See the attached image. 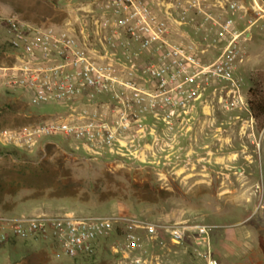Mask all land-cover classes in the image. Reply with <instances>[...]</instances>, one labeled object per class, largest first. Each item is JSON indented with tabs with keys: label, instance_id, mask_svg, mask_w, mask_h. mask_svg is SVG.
<instances>
[{
	"label": "built area",
	"instance_id": "built-area-1",
	"mask_svg": "<svg viewBox=\"0 0 264 264\" xmlns=\"http://www.w3.org/2000/svg\"><path fill=\"white\" fill-rule=\"evenodd\" d=\"M157 12L147 0H81L62 24H37L0 12L11 62L0 66V89L17 93L30 106L57 104L63 113L40 125L4 132L18 146L33 147L40 138L60 136L93 161L119 163L159 126L174 129L211 87L224 84L231 106L243 102L234 75L239 41L249 27L264 20V0L246 7L222 5L215 16L209 0H174ZM180 8L178 18L170 10ZM254 14L244 29L236 13ZM192 12L191 45L172 43L171 26L180 27ZM201 18L195 21V16ZM219 50L212 61L200 54ZM226 101L225 106L228 107ZM213 226L180 222L168 226L112 218L0 214V248L18 240L55 243L70 257L109 250L117 264H163L159 238L185 245L191 264H218L213 255ZM197 261V262H195Z\"/></svg>",
	"mask_w": 264,
	"mask_h": 264
},
{
	"label": "rangeland",
	"instance_id": "rangeland-1",
	"mask_svg": "<svg viewBox=\"0 0 264 264\" xmlns=\"http://www.w3.org/2000/svg\"><path fill=\"white\" fill-rule=\"evenodd\" d=\"M78 1L0 0V12L37 24H62ZM220 1L252 4V0H209L207 9L215 16L223 12ZM234 17L242 30L254 14L249 9ZM176 28L172 25L167 36L172 43L191 45L201 39L196 34H179ZM247 32V37L240 38L234 70L243 102L231 106L227 88L214 82L173 130L159 126L145 139L144 147L131 150L137 157L127 155L119 163L93 161L73 149V141L60 136L40 138L33 147L7 140L4 132L57 119L63 109L57 104L30 106L19 94L0 89V214L73 212L81 217L112 218L118 224L132 220L158 226L203 222L214 227L212 249L218 261L226 236L244 222L247 226L264 222V121H256L248 107L250 90H262L264 95V20ZM9 55L0 26V66L11 62ZM217 55L219 50L211 48L200 57L209 62ZM26 164L41 169L38 175L30 177ZM21 174L28 178L19 183ZM65 177L76 182L74 187L56 185V180ZM67 191L76 193L52 195ZM184 247L171 244L161 233L157 250L162 263L191 264ZM117 263L107 249L94 256L70 258L55 243L34 239L0 248V264Z\"/></svg>",
	"mask_w": 264,
	"mask_h": 264
},
{
	"label": "crops",
	"instance_id": "crops-1",
	"mask_svg": "<svg viewBox=\"0 0 264 264\" xmlns=\"http://www.w3.org/2000/svg\"><path fill=\"white\" fill-rule=\"evenodd\" d=\"M157 12L165 11L174 0H147ZM211 2V1H210ZM180 8L171 9L174 18H178ZM187 21L183 27L176 28L181 30L179 34L194 35V22L192 12L187 13ZM200 14L195 16V21ZM175 28V27H173ZM250 224L242 223L226 236L221 242V249L217 254L219 264H264V222H253Z\"/></svg>",
	"mask_w": 264,
	"mask_h": 264
},
{
	"label": "trees",
	"instance_id": "trees-1",
	"mask_svg": "<svg viewBox=\"0 0 264 264\" xmlns=\"http://www.w3.org/2000/svg\"><path fill=\"white\" fill-rule=\"evenodd\" d=\"M254 92V93H253ZM251 98L248 100V107L251 113V116L256 120V121H264V95L262 94V90L259 89H252L250 90ZM29 163V162H27ZM24 169L27 171L29 169V176L30 177H35L38 175L39 169L38 167L34 168L32 166H29V164H26L24 166ZM21 179L19 180V183L22 181H26L28 177H25V174H21ZM66 183V184H65ZM76 184L73 180H71L69 177L65 178H59L56 180V185L58 186H63L66 189H70L74 187L73 185ZM22 187V186H21ZM54 187H52L53 189ZM76 192H61V193H55L52 195L53 196H58V197H66V196H74Z\"/></svg>",
	"mask_w": 264,
	"mask_h": 264
}]
</instances>
